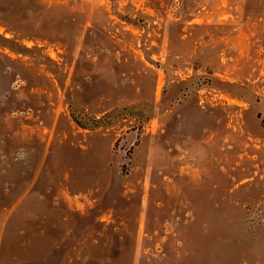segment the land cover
<instances>
[{
  "label": "rangeland",
  "instance_id": "374dc122",
  "mask_svg": "<svg viewBox=\"0 0 264 264\" xmlns=\"http://www.w3.org/2000/svg\"><path fill=\"white\" fill-rule=\"evenodd\" d=\"M0 264H264V0H0Z\"/></svg>",
  "mask_w": 264,
  "mask_h": 264
},
{
  "label": "trees",
  "instance_id": "16d2710c",
  "mask_svg": "<svg viewBox=\"0 0 264 264\" xmlns=\"http://www.w3.org/2000/svg\"><path fill=\"white\" fill-rule=\"evenodd\" d=\"M75 123L77 124V121H75Z\"/></svg>",
  "mask_w": 264,
  "mask_h": 264
}]
</instances>
